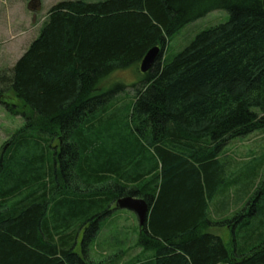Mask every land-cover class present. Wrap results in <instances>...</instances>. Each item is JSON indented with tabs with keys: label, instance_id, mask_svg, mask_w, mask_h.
<instances>
[{
	"label": "trees",
	"instance_id": "obj_1",
	"mask_svg": "<svg viewBox=\"0 0 264 264\" xmlns=\"http://www.w3.org/2000/svg\"><path fill=\"white\" fill-rule=\"evenodd\" d=\"M216 10L229 21L164 58L175 34ZM155 47L163 54L143 74ZM128 70L131 85L109 81ZM0 106L25 120L0 153V264H96L103 222L128 196L150 205L143 256L121 263L129 250L117 249L105 264H264V184L213 216L224 149L264 131L263 0L62 1L0 69Z\"/></svg>",
	"mask_w": 264,
	"mask_h": 264
},
{
	"label": "rangeland",
	"instance_id": "obj_2",
	"mask_svg": "<svg viewBox=\"0 0 264 264\" xmlns=\"http://www.w3.org/2000/svg\"><path fill=\"white\" fill-rule=\"evenodd\" d=\"M62 1L67 0H0V69H11L15 65L40 35L52 7ZM228 21L229 14L225 10H216L190 23L170 39L164 58L183 51L201 32ZM109 81L120 85H131L136 81V77L131 70L119 71L114 73ZM118 93H122L117 96L118 98L116 97L120 106L129 102L134 95L131 88H127L125 94H123L124 90H119ZM24 124L25 120L21 116L12 115L0 106V153L7 141ZM222 157L224 161H227V181L216 195L218 202L220 201V212H217V216L214 213L215 218L230 217L233 212L241 209L256 191L262 188L264 184V131L231 142L224 149ZM103 224V230L90 250L91 258L96 264H105L108 258L110 260L114 258L119 252L117 249L123 252L129 250L121 263L143 256L142 249L136 244L139 221L133 212L118 209ZM212 231L222 234L226 240L229 238L226 228H215ZM120 238L123 241L122 245H115Z\"/></svg>",
	"mask_w": 264,
	"mask_h": 264
},
{
	"label": "water",
	"instance_id": "obj_3",
	"mask_svg": "<svg viewBox=\"0 0 264 264\" xmlns=\"http://www.w3.org/2000/svg\"><path fill=\"white\" fill-rule=\"evenodd\" d=\"M162 54L163 52L160 47H155L148 51L140 64V71L143 74L148 73L156 63L159 56H162ZM116 208L133 212L136 215L141 227L145 226L148 222L150 216V205L144 199L134 198L131 196L124 197L117 201Z\"/></svg>",
	"mask_w": 264,
	"mask_h": 264
}]
</instances>
